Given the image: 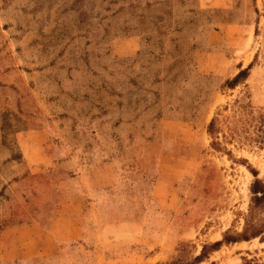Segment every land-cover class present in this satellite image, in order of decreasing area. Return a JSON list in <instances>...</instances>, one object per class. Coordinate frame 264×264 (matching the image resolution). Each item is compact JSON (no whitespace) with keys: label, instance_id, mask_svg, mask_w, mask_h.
I'll return each instance as SVG.
<instances>
[{"label":"rangeland","instance_id":"1","mask_svg":"<svg viewBox=\"0 0 264 264\" xmlns=\"http://www.w3.org/2000/svg\"><path fill=\"white\" fill-rule=\"evenodd\" d=\"M263 193L264 0H0V264H264Z\"/></svg>","mask_w":264,"mask_h":264},{"label":"trees","instance_id":"2","mask_svg":"<svg viewBox=\"0 0 264 264\" xmlns=\"http://www.w3.org/2000/svg\"><path fill=\"white\" fill-rule=\"evenodd\" d=\"M258 181H255V184L257 183ZM254 192H256V190L254 189ZM264 194V193H263Z\"/></svg>","mask_w":264,"mask_h":264}]
</instances>
